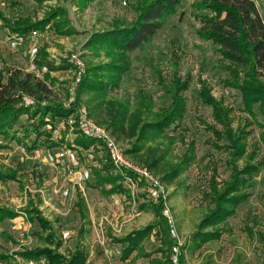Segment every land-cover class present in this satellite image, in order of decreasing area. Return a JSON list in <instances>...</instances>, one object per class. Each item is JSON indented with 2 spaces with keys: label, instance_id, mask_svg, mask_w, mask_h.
<instances>
[{
  "label": "rangeland",
  "instance_id": "374dc122",
  "mask_svg": "<svg viewBox=\"0 0 264 264\" xmlns=\"http://www.w3.org/2000/svg\"><path fill=\"white\" fill-rule=\"evenodd\" d=\"M196 1L185 0L174 13L162 19V28L149 43L128 55V68L121 76L119 88L111 89L109 84L106 92L96 93L78 87L76 94L80 106L88 109L91 117L107 128L119 109L121 113L126 107L132 113L141 99L149 108L144 112L145 121H154L156 117L150 112L156 116L169 108L172 95L177 90L182 92L186 100L183 120L160 135L147 131L148 141L140 144L143 149L138 154H128V157L145 167L147 163L159 160L152 171L161 179L169 175L165 185L180 240L185 245L183 253L187 264H264V166L249 179L245 187L248 200L239 206L225 226L200 227L213 207L205 197L211 189V179L214 178L221 187L229 182L232 170L228 151L215 147L218 142L211 127L216 126L219 131L224 129L214 120L213 108L202 101L203 87L229 110L232 127L247 131L248 153L255 149L259 153L255 163L264 161L263 130L259 126L264 120L257 108L254 109L255 116L244 110L241 93L228 86L229 75L223 67L225 61L211 42L199 38L197 31L201 22L195 18L197 13L193 6ZM253 1L264 20V0ZM140 2L51 0L40 4L35 0H0V70L21 69L31 73L29 50L37 44L40 63L44 62L52 74L34 75L50 86L53 94L49 101L66 105L76 79L71 55L81 58L86 76L95 79L97 73L96 79L110 82L109 75L115 76L116 72L98 70L90 73L89 70L105 65L113 67L115 59L103 49L87 47V44L93 35L106 34L114 27L131 28L137 20L135 8ZM58 9L65 11L59 22L71 34L58 35L48 26L44 32L35 31L40 35L36 42L29 40V34L26 41L13 46L18 34L10 27L15 19L28 18L36 23ZM64 65L69 68L63 69ZM55 124L62 129L59 121ZM14 128L21 143L16 140L3 142L0 138L6 145L0 150V170L18 173V181H0V206L20 214L15 220L0 223V255L8 256L3 264H12L13 255L20 252L48 246L45 242L48 233L25 213L32 207L53 224L57 239L63 243L60 252L67 257L81 242L87 253L86 264H149V258L136 257L135 253L124 259L121 245L113 240L145 228L155 220V214L140 188L129 189L123 184L129 193L111 195L103 190L98 174L103 176L106 152L95 143L92 146L97 151L91 158L86 156L88 149H77L85 156L81 155V168L92 173L91 180L79 186L72 177L74 169H67V166L62 169L50 159L77 146L76 139L81 137L78 131H71L69 127L62 130L55 140H63V145L50 148L44 134L36 136L33 121L27 116H22ZM46 131L49 132L48 126ZM110 132L125 152L133 149L137 137L128 136L126 122L120 124V130L112 128ZM189 145L194 146L195 158L189 166L180 167ZM220 145H227V140L223 139ZM245 163L244 158L238 166L242 168ZM172 172L175 176H171ZM113 174L117 175L114 170ZM110 188L111 185L106 186V190ZM81 198L88 209L90 225H84L81 220L78 210ZM82 228L85 236L80 241ZM214 231H221L220 236L197 247L204 234ZM142 245L146 253L153 252L151 259L165 260L160 253H155L160 246L155 234L146 237Z\"/></svg>",
  "mask_w": 264,
  "mask_h": 264
},
{
  "label": "trees",
  "instance_id": "16d2710c",
  "mask_svg": "<svg viewBox=\"0 0 264 264\" xmlns=\"http://www.w3.org/2000/svg\"><path fill=\"white\" fill-rule=\"evenodd\" d=\"M42 4L51 0H35ZM87 0H82L86 3ZM185 0H141L136 6L138 14L135 24L128 29L114 27L113 31L103 34H95L88 42L87 47L94 46L108 52L109 56L116 64L111 66H100L89 70L90 73L98 70L103 72H116L109 75L110 82H105L102 79L98 80L90 75H85L79 88L87 89L96 93L107 91L109 84L111 89L119 88L121 76L128 68V55L137 49H140L144 44L149 43L156 33L162 28V19L169 16L179 8ZM195 18L201 22V27L197 31L199 38L204 41L211 42L217 50V53L225 61L223 67L229 75L228 86L238 90L241 93L244 110L250 115L255 116V108L258 109L264 120V20L260 15L258 7L253 0H197L194 3ZM65 10V9H64ZM65 11L53 10L42 21L32 23L28 18L15 19L10 29L18 34L20 38H26L31 32H44L49 28L54 29L58 35L71 34L66 30L65 25L61 21L62 14ZM40 65H46L44 62ZM108 67V68H107ZM63 69L69 68V65H64ZM4 70V69H3ZM0 70V138L3 142L16 140L17 138L15 125L19 122L22 116H27L30 121H33V129L36 136L40 137L43 134L45 139L49 141V147L62 146L64 141L52 140V131H46L47 126L56 127L55 123L67 119L77 108L67 107L61 103H53L49 101L52 96V90L46 81L39 79L32 73L24 72L21 69H6L5 72ZM53 70V69H52ZM102 73L100 76H102ZM117 76V78H115ZM49 79L48 76H46ZM202 101L213 108V117L217 124L223 127V131H219L216 126H212L211 130L217 139L215 147L219 149L225 148L230 156L231 176L229 182L224 183L221 187L211 179V189L205 194V197L210 200L213 206L209 215L201 224V228L205 225L225 226L228 220L233 217L241 204L249 198V193L245 192V187L249 183V179L259 172L264 166V161L257 159L255 150L251 153L247 151L248 137L247 131L234 129L231 125V116L229 110H226L212 95L210 90H206L205 86L202 89ZM30 97L34 99L35 104L26 106L23 98ZM77 100L80 103L79 96ZM149 110L144 100H140L138 108L129 113V109L125 107L123 111L116 113L113 119L109 122L107 129L112 128L120 130V124L128 125L129 137H137V141L133 149L127 150L126 154H138L143 146L142 142L148 141V132L160 135L166 132L173 125H177L183 120L186 111V100L182 92L177 90L172 95V104L169 108L160 111L156 116L150 112L154 121H145V113ZM121 117V120L118 119ZM122 121V122H120ZM263 130L261 142L264 147V121L259 123ZM223 139L227 140V145H220ZM94 141L88 140L81 136L76 139L77 146H83L89 149ZM6 145L0 142V150ZM73 148V147H72ZM188 150L182 156L180 167H187L195 158V149L193 145L188 146ZM259 154V153H258ZM246 159L244 167L240 168L238 162ZM159 160L152 163H147L150 170L155 168ZM103 176H99V181L103 190L109 195L118 193H129L124 188L122 177L113 174V165L110 159L105 157L102 167ZM101 174V172H100ZM175 176V173H170ZM169 179V175L163 177V181ZM0 181L7 183L9 181H18V173L16 171L0 170ZM111 185L109 190L106 186ZM155 214V220L143 229L135 230L127 234L123 238L113 239L122 247V257L128 259L132 254L140 257L149 258V264H173V248L175 240L169 232V226L166 218L162 213V205H151ZM81 220L84 225H90V215L83 198L78 204ZM25 213L32 221H37L43 232H47L45 239L48 246L38 247L36 249L20 252L19 255L30 259L46 258L48 264H86L87 253L82 243L79 242L76 246V251L65 256L60 252L63 245L61 239H57V232L53 224L45 219L37 208L32 207L26 209ZM19 213L0 206V223L4 221L15 220L19 217ZM156 230V231H155ZM253 230L250 229V233ZM155 234L160 242V246L155 253H160L162 259H151L152 253H146L143 240ZM221 231L206 233L199 240L197 247H201L203 243L219 237ZM199 234L195 235L198 237ZM85 232L83 228L79 232L80 241L83 240ZM180 246V254L178 255V264H187L184 256V247ZM8 259V256L0 255V264H3Z\"/></svg>",
  "mask_w": 264,
  "mask_h": 264
},
{
  "label": "built area",
  "instance_id": "2783aa9c",
  "mask_svg": "<svg viewBox=\"0 0 264 264\" xmlns=\"http://www.w3.org/2000/svg\"><path fill=\"white\" fill-rule=\"evenodd\" d=\"M39 36L38 32H32L29 40L36 42ZM14 39V47H17L26 41L25 38H20L18 36L14 37ZM29 54L31 58L29 71L31 73L43 76L49 73L52 74L51 70L46 65H40L41 60H39V48L37 47V44L31 46ZM80 59L81 58L75 54L71 55L70 63L73 65V69L75 70L76 79L75 85L70 89L71 96L66 103L67 107L77 109L67 119L60 122L62 129H60L58 125L56 127L48 126L49 131H52L53 133L52 140L58 141L55 140V137L59 134L61 135L62 130L71 128V131H78L81 136L94 141L95 146H99V148L106 152V155L112 162L114 172L122 177V183L127 186V188H140L144 197L151 203V205H162V213L167 220L170 235L176 242L173 248V264H178L180 246L183 245V242L180 240L174 213L169 204V190L167 189L165 182L152 170L148 167L138 165L130 160L110 130L98 124L91 117L88 109L80 106L81 103L77 100L78 96L76 94V90L80 86L86 74L85 65ZM23 100L26 106L35 104L34 99L30 97H24ZM77 149L82 151L87 150L82 147L74 146L73 148H68L67 151L62 152L58 157L57 155L51 156L50 159L53 163H55V165L62 169L66 166L68 167L67 169H74L72 174L74 183L81 186L91 180L92 173L89 169L81 168V160L84 155L79 154ZM95 151H97L96 148L92 146L87 150L86 156L91 158L92 153L94 154ZM12 264H48V261L43 257L30 259L25 256L15 254L13 255Z\"/></svg>",
  "mask_w": 264,
  "mask_h": 264
},
{
  "label": "crops",
  "instance_id": "0c3cea01",
  "mask_svg": "<svg viewBox=\"0 0 264 264\" xmlns=\"http://www.w3.org/2000/svg\"><path fill=\"white\" fill-rule=\"evenodd\" d=\"M17 218H18V217H17ZM17 218H16V219H17Z\"/></svg>",
  "mask_w": 264,
  "mask_h": 264
}]
</instances>
